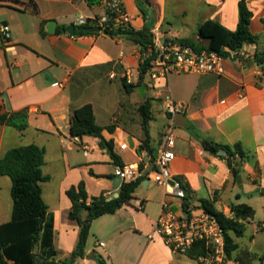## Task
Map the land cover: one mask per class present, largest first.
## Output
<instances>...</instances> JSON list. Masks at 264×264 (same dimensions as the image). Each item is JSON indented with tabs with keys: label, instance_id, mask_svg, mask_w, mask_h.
<instances>
[{
	"label": "crops",
	"instance_id": "1",
	"mask_svg": "<svg viewBox=\"0 0 264 264\" xmlns=\"http://www.w3.org/2000/svg\"><path fill=\"white\" fill-rule=\"evenodd\" d=\"M240 1L124 0V4L133 29H148L154 42L192 39L207 46L199 36L200 26L213 20L235 31ZM247 3L253 13L251 31L261 36L259 44L247 45L225 59L222 75L171 74L185 75L183 80L191 85L188 92L178 93L174 99L168 89L170 75L159 80L156 88L143 82L140 86L147 87L145 98L139 87L126 92L125 74L136 75L144 59L133 37H111L103 30L76 37L64 31L78 16L103 17L105 0L92 6L87 0H0V109L8 115L26 111L29 117L25 130L0 125V158L12 148L31 144L45 150L42 171L49 180L42 182L41 188L54 216L58 264H69L65 261L75 251L80 233L78 222L70 218L72 202L67 191L83 182L90 198L104 195L108 201L113 200L123 184L115 186L117 168L131 165L139 167V177L144 181L130 203L92 223L85 256L74 264H101V260L105 264H142L148 255L156 257L160 248L166 254L163 264H174V255L179 253L165 244L155 224L165 203L182 212L184 201L177 199L171 188L157 185L146 176L154 169L169 127L159 135L153 134V108L148 147L138 151L146 139L138 109L146 99L162 104V109L168 99L185 107L188 123L174 132L176 157L171 171L182 183L188 209L200 208L201 200H209L217 210L229 214L232 206L246 204L254 209L256 217L258 199L264 209V79L259 80L261 71L253 61L257 50H264V0ZM51 22L56 27L50 34L47 29ZM92 23L98 26L96 21ZM4 25L10 27L7 40L1 33ZM60 28L62 33H57ZM134 93L142 101L126 105L129 101L125 95ZM86 104L93 106L98 125H114L112 132H103L106 141L113 142V150L108 145L102 147L95 137L77 141L71 136V117ZM193 131L222 145H242L249 157L241 166V182L234 177L228 160L205 151ZM123 144L127 149H121ZM12 186L9 176H0V226L13 218ZM255 217L249 225L257 232L264 231V221L256 223Z\"/></svg>",
	"mask_w": 264,
	"mask_h": 264
},
{
	"label": "trees",
	"instance_id": "2",
	"mask_svg": "<svg viewBox=\"0 0 264 264\" xmlns=\"http://www.w3.org/2000/svg\"><path fill=\"white\" fill-rule=\"evenodd\" d=\"M147 2L149 0H146ZM99 0H87L89 5H95ZM109 20L103 32L111 37L130 36L141 46L144 61L139 66L140 79L137 84H128L123 79V85L127 93L135 91L144 82V75L150 68V49L155 48L154 35L148 30L136 31L126 29L114 22L115 15L108 12ZM253 13L247 0L239 2V24L235 31H230L220 23L208 20L199 29L201 40L207 42L200 45L192 39H172L182 44L192 46L195 50H203L218 53L225 59L232 57V52L239 53L247 45H257L260 35L251 31ZM264 23V20H263ZM96 24V23H95ZM97 26L92 22L86 25L76 26L73 36L82 37L91 35L88 28ZM63 29L57 30L62 33ZM154 52V51H153ZM253 61L261 71L259 80L264 79V50H257ZM142 117V128L146 139L139 147H148L150 140V123L153 121V103L146 99L138 109ZM0 125H7L18 130H25L29 126V117L26 111L2 114L0 109ZM112 132L114 125L102 127L97 124L93 106L86 104L74 111L70 120L71 136L82 138L85 136L99 139L100 145H108L113 150V142H107L103 132ZM192 135L199 139L205 151L227 159L234 177H238L242 163L249 157L240 143L230 146L214 142L204 136L200 131H193ZM225 149L227 156L219 155V151ZM115 162L120 165L119 158L113 154ZM45 163V150L37 145L15 147L8 150L0 158V176H9L12 180L13 218L12 221L0 226V264H58L56 256L58 252L54 246V216L49 211L42 196L41 183L49 180L43 175L42 166ZM121 166V165H120ZM143 169V165H140ZM139 177L135 181L123 182L118 198L108 201L104 195L90 198L85 184L81 182L72 186L67 191V196L72 202L70 218L78 222L80 226L79 240L75 251L65 263L74 264L79 258L85 256V247L90 236L92 223L103 215L114 214L124 204L130 203L137 188L144 181ZM264 196V190L261 192ZM188 198L184 200V208H189ZM201 207L213 215L224 231L225 238V264L235 262L237 264H264V251L259 254L249 248L242 247L237 239L246 235L248 225L255 217L254 209L246 204L234 205L229 214L219 211L214 202L201 200ZM84 213L86 216L84 217ZM206 253L204 243L197 244L187 253L189 257L198 261L200 255ZM101 264H105L102 260Z\"/></svg>",
	"mask_w": 264,
	"mask_h": 264
},
{
	"label": "built area",
	"instance_id": "3",
	"mask_svg": "<svg viewBox=\"0 0 264 264\" xmlns=\"http://www.w3.org/2000/svg\"><path fill=\"white\" fill-rule=\"evenodd\" d=\"M105 9L103 17L91 19L81 15L75 19L73 25L75 27L82 26L96 21L103 30L109 20L108 12H111L115 15L114 22L116 25L133 29L132 17L125 9L124 0H105ZM1 33L6 40L9 39L11 37L10 27L8 25L2 26ZM236 54L232 52V56ZM148 56L152 60L149 70L144 75V82L153 88L157 87L159 80L166 79L171 74L222 75L225 72V58L218 53L208 50L199 52L192 46L172 39L157 40L154 50L150 49ZM111 77L115 78V75L112 74ZM124 79L128 84H137L140 79V72L138 71L136 75L126 73ZM164 110L173 122L166 129L164 144L159 150L154 169L148 172L146 176L157 185L171 188V193L177 199L184 201L186 192L181 181L172 173L171 164L176 157L173 151L176 140L174 120L179 113H184L185 107L181 103L168 99L164 105ZM76 140L79 141V137ZM127 147V144L121 145V149H127ZM139 174V167L133 165L118 167L116 170V176L120 177L123 182L135 181ZM155 231L175 253L187 254L197 244L204 243L206 253L199 256L198 262L200 264H225L224 231L217 219L202 207L178 212L170 204L165 203L163 212L156 221ZM99 245L103 247L104 243Z\"/></svg>",
	"mask_w": 264,
	"mask_h": 264
},
{
	"label": "rangeland",
	"instance_id": "4",
	"mask_svg": "<svg viewBox=\"0 0 264 264\" xmlns=\"http://www.w3.org/2000/svg\"><path fill=\"white\" fill-rule=\"evenodd\" d=\"M185 75H170L169 77V87L172 93L173 98L177 99V94L181 92H188L191 85L188 81L183 80ZM164 91V90H161ZM152 95V92H149V96ZM127 98L126 105L135 104L137 102H141L142 99L138 93H134L133 95H125ZM167 101V100H166ZM166 103V102H165ZM165 105V104H164ZM154 112H155V120L152 122V132L154 135H159L161 131L164 130L165 127L172 125V119L166 114L165 110L162 109V104H153ZM174 132H180V129L175 127ZM245 187V186H244ZM243 189V188H241ZM260 198V197H259ZM257 206V214L255 217L256 223L259 221H264V209L262 205V201L258 199L255 202ZM255 235V238L252 236ZM237 242L242 246L249 248L251 251L256 253H263L264 251V231L257 232L253 225H249L246 231V235L242 238L237 239ZM160 248L157 251V256L149 257V255L145 258L142 264H163V259H165L166 254H164ZM172 252L170 249H168ZM174 264H198V262L191 257L185 254H175ZM226 264H237L235 262H227Z\"/></svg>",
	"mask_w": 264,
	"mask_h": 264
},
{
	"label": "water",
	"instance_id": "5",
	"mask_svg": "<svg viewBox=\"0 0 264 264\" xmlns=\"http://www.w3.org/2000/svg\"><path fill=\"white\" fill-rule=\"evenodd\" d=\"M55 27H56V24L55 22H51L48 26V32L51 34V33H54L55 32ZM65 32H67L69 35H74L75 34V31H76V27L73 25V26H70L68 27L67 29H64ZM88 31L92 34H96V33H100L102 32V28L99 27V26H94V27H90L88 28ZM147 90V87L146 86H139L138 88V91L140 92L141 96L143 98H145V91ZM187 119L185 117V115L183 113H179L176 117H175V121H174V124L176 127H186L187 126ZM227 151L225 149H221L219 151V155H223V156H227ZM122 180L120 177H117L116 178V181H115V186L116 188L119 187V185L121 184ZM238 182H241V177L238 176ZM119 197V195L117 196V198ZM95 259V258H93Z\"/></svg>",
	"mask_w": 264,
	"mask_h": 264
}]
</instances>
